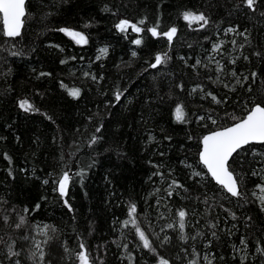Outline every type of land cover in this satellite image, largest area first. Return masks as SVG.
Segmentation results:
<instances>
[{
	"label": "trees",
	"instance_id": "16d2710c",
	"mask_svg": "<svg viewBox=\"0 0 264 264\" xmlns=\"http://www.w3.org/2000/svg\"><path fill=\"white\" fill-rule=\"evenodd\" d=\"M27 2L30 15L22 38H18L15 47H12L11 42L5 44L3 38H0V49H8L0 50V137L6 138L0 140V197L9 201L7 206L0 205V217L7 214L3 211L5 207L14 205L16 213L25 215L28 224L15 230L17 215L10 216L8 225L0 219V264H9L6 258L9 245L13 251L20 252L21 264H33L28 257L35 250L34 240L45 239L40 234L44 225H52L57 229L55 233H50L54 239L47 245L42 244L46 252L45 264H75L71 253L67 256L64 253L62 244H66L72 252L78 250L77 236L88 245L96 264H100L101 260L103 264H154V257L141 249L134 229L131 226L121 227L120 222L127 218L129 203L137 205L138 222L142 230L156 247L157 254L169 260L170 264H187L182 249L187 248L188 258H191L193 244L200 251L199 264H203V244L212 239L211 232L214 230L208 227V223L216 222L217 217L219 222L215 231L219 239L213 240L211 252L216 256L213 264H239V255L233 252V246L242 247L239 244L241 236L249 241L245 264H262L264 257L255 254V246L257 240L264 241V213L259 212V204L252 195L258 179L252 177L242 185L248 200L247 204L241 201L244 205L242 207L238 206L235 198L231 202L214 198L213 193L207 192L196 182L199 178L189 179L192 169L185 168L181 161L195 165L198 157L195 155L196 140L189 141L187 137L189 134L198 137L205 129L194 122H175L172 110L176 103H183L189 121L195 120L193 114L206 115L210 108L223 115L222 106H216L210 98L200 99L199 89L189 95L198 84L218 98L227 97L231 101L229 111H232L233 105L242 107L249 97L245 91L248 84L244 87L236 86L235 93L223 86L225 83L235 85V81L227 74L232 69L244 75L256 71L259 75L251 85V95L260 96L261 90H264V61L252 53H264V17L258 13L230 14L237 0H232V3L227 0ZM106 5L110 11L103 10ZM186 8L205 11L216 23L206 31L193 32L178 18L179 13ZM113 12L118 15H112ZM157 16L161 18L162 29L176 25L179 31L170 53L173 59L166 65L157 69L149 68L145 72V61L154 62L156 52L167 50L166 41H152L145 36L147 46L137 47L117 33L113 24L118 18H128L135 22L141 17H147V26L150 27ZM84 24H90L91 27L84 28ZM62 26L83 31L89 37V43L76 45L62 33L52 31ZM227 27H238V31L247 28L248 42L235 34L225 36L223 29ZM135 35L129 30L130 38ZM205 36L209 39L205 40ZM233 39L238 42L236 46L231 44ZM221 41L224 42L221 50L213 53L212 43ZM240 43L245 44L243 49L239 48ZM104 47H107L108 52L101 55L99 49ZM61 48L64 50L60 51ZM132 50L139 54L135 59L131 57ZM11 51H22L23 54L12 56ZM241 53L248 55L250 60L245 61ZM98 55H101L99 60L96 59ZM180 56H184L189 65L200 59L202 64L198 68L199 75L191 67H186L184 61L178 59ZM235 57H240L235 65L226 64L227 60ZM61 59L67 62L61 64ZM216 60L226 65V70L220 75V82L213 83L217 77ZM42 71L52 75L40 77ZM84 72L97 77L102 75L104 79L94 82L90 77H84ZM209 76L212 77L211 81ZM61 82L69 89L80 88L81 97H69L60 87ZM248 83H251V78ZM178 84L184 85L183 91L176 87ZM117 89L124 92L121 102L113 108H106L108 102L116 105L114 92ZM24 98L52 119L23 112L18 107V101ZM215 112L212 114L215 115ZM94 113L104 118L102 133L96 134L103 138L89 148L87 144L90 136L100 123L99 117L89 123L88 117ZM149 136L154 139L149 141ZM166 136H170L171 140L165 139ZM256 150L260 151L261 147L257 145ZM4 153L11 157V165L3 159ZM61 154L69 164L73 160L78 161L86 171L83 185L77 178L69 187L66 199L74 208L71 213L64 207L58 193L53 192V185L42 184V180L48 178L47 173L60 170ZM244 155L241 152V156ZM93 159L96 163L88 168ZM252 159L249 154L248 160ZM153 164L160 165L159 171L164 174L163 181L161 177L152 175L157 171ZM260 166L257 163L251 165L257 169ZM249 167L248 163L244 164L245 170ZM9 168L12 177L8 176ZM77 170L76 165L72 164V171ZM195 170L200 169L196 166ZM170 171L171 176L168 175ZM172 179L184 184L189 191L184 193L183 189H177L176 192L181 195L168 197L164 189ZM156 189L160 191L156 192ZM206 192L209 197L207 204L203 203ZM182 195L187 198L182 199ZM36 203H40L41 208L33 212L31 209ZM219 203L234 211L237 220H231L218 206ZM24 207L30 209L29 213L22 212ZM181 208L189 213L185 234L189 237L197 231L203 234L196 241L189 239L187 244L179 239V225L176 223L178 218L175 212ZM249 216L252 217L250 221L247 220ZM168 223L175 224V229L167 228ZM246 223L248 227H245ZM233 224L236 227L229 237L227 229L232 228ZM162 228L164 231H161ZM165 234L171 240L161 245L157 235L162 239ZM25 235L29 239L24 240ZM221 255L225 261L219 260ZM233 256H236V260H233Z\"/></svg>",
	"mask_w": 264,
	"mask_h": 264
},
{
	"label": "snow or ice",
	"instance_id": "6c2138e0",
	"mask_svg": "<svg viewBox=\"0 0 264 264\" xmlns=\"http://www.w3.org/2000/svg\"><path fill=\"white\" fill-rule=\"evenodd\" d=\"M66 2V0H65ZM228 3H232V0H227ZM212 7H216V5H211ZM223 5H221L222 7ZM104 11H110L108 6L106 5L103 9ZM232 12H243L244 15L256 14L258 13L260 17H264V0H237L233 5ZM30 15V6L27 0H0V38H3V42L8 44L11 42L12 47H15V44L18 38H22L23 30L26 25V20ZM48 15V13H45ZM112 15L117 16L116 12H113ZM179 19H182L186 25V27L193 32H200L201 30L209 29L214 23H216L212 16L205 11L196 10L186 8L179 13ZM251 18V16H249ZM162 21L159 16H157L155 23L152 26H147V17H141L135 22L129 20L128 18H118L117 22L113 24L114 29L117 33L122 34L125 40H129L132 45L137 47L147 46L145 36L152 41H166L167 50L158 51L154 55V62L145 61L147 67L144 69L145 72L148 71L149 68L157 69L161 65H166L170 60L173 59V56L170 54L174 44V38L178 34V27L176 25H171L166 29H162L161 27ZM193 25H196L193 28ZM84 28L91 27L90 24H84ZM129 30L131 33H135L134 38H130ZM52 31L62 33L64 36L70 37L72 41L76 45H87L89 43V37L83 31L74 30L68 26H62L58 28L52 29ZM224 35L235 34L244 38L245 42H248V32L247 28L244 31H238V27H227L223 29ZM205 40L209 39L208 36L204 37ZM223 41L220 43L213 42L211 51L213 53L219 52L223 46ZM231 44L236 46L238 44L237 40H231ZM192 47V45H188ZM51 47H58L56 45H51ZM245 47L244 43L239 44V48L243 49ZM3 51H8L7 48L0 49ZM64 49H60L63 51ZM108 52L107 47L99 49V53L101 55H106ZM22 51H11L10 55L19 56L22 55ZM101 55L96 57L97 60L101 59ZM138 52L136 50L131 51V57L137 58ZM243 59L245 61H249L250 57L248 55H243ZM253 56L259 58L261 61H264V53L260 51H254L252 53ZM240 57H235L226 61V64L235 65L237 60ZM75 59V57H73ZM181 61H184L186 67H191L194 71H197V75H199L198 68L201 66L202 61L200 59H196L194 64L189 65L188 60L184 56L178 57ZM190 59V58H189ZM211 59H215L212 57ZM67 61L61 59L60 63L65 64ZM211 62V60H210ZM216 67L215 72L217 74L216 80L212 81L213 83L220 82V75L225 73L226 65H221L219 60L215 61ZM131 66V65H129ZM102 67V66H101ZM119 67V65L117 66ZM207 68V65H204ZM208 71H212L208 69ZM227 74L235 81V85L230 86L225 83L223 86L228 89L229 92L235 93L237 88L236 86L244 87L247 83L248 87L245 89L247 93H249L248 99L244 102L243 106L233 105L232 111L228 110V106L231 104V101L227 97L218 98L216 94L211 91H205L201 85H197L194 87L189 95L197 92V89L200 90V99L207 100L210 98L211 102L216 106L223 107V115L219 112H215V109L207 110L206 115L193 114L195 116L194 121H189L187 119L188 113L185 111V107L183 103H176L174 109L172 110V116L175 122L184 124V123H192L194 122L198 127L205 129V132L198 137L189 134L187 139L189 141L196 140L197 143V151L195 153L198 159L194 164H188L186 161H181L185 168L192 169L189 175V179L199 178L196 182L200 184L201 187L205 188L207 192L213 193L214 198H218L219 201H232V198H235L238 206H244L241 204V201L244 204L248 203L247 197L244 193V188L242 185L252 177H256L258 182L255 184V188L258 189L261 195L257 196L256 191L252 192V195L256 197L259 204V212L264 213V90H261L259 97H254L251 95L253 92L252 84L256 82V78L259 75L256 71H251L249 75H244L243 73H239L235 70H229ZM52 73L50 72H40V77H50ZM84 77H90L94 82H98L99 80H103L104 77L101 75L97 77L96 75L90 72H84ZM251 78V83H248ZM208 79L211 81L212 77L209 76ZM60 87L67 92V95L73 99H79L81 97V89L78 87H74L69 89L63 82L60 83ZM181 91L184 90L183 84L176 85ZM125 91H127L125 89ZM124 92L117 89L114 92V99L116 101V105H113L111 102H108L105 107L113 108L117 106L121 100ZM18 107L25 113H33L40 114L45 117V119L51 120L52 117L47 113L42 112L40 108L36 107L33 103L29 101V99H20L18 101ZM215 112V115L212 113ZM239 113V114H238ZM99 117L100 123L99 126L95 127L94 132L90 136L87 146L92 148L97 145L102 140V135H96L97 133H102V129L104 128L103 117L99 116V113H94L93 115L88 117L89 123H92L95 118ZM79 131V130H77ZM6 139L5 137H0V140ZM19 139V138H17ZM149 141L154 139L152 136H149ZM165 139L171 140L170 136H166ZM259 145L261 147L260 151L256 150V146ZM77 151H79V146H77ZM241 152L245 155L241 156ZM249 154L253 158L252 161L248 160ZM71 153H69V157H71ZM161 156L164 153H160ZM256 157H260L259 160ZM3 159L11 165L12 160L11 157L7 154H3ZM61 168L57 172L47 173V177L42 180L43 185H49L50 183L53 185V192L58 193L59 197L63 200L64 207L68 210V212H74V208L72 204L69 202L66 197L68 196L69 187L71 184L76 182L78 178L81 185H83V179L86 175V171L84 168L80 167L79 162L73 160L71 164L65 161V157L61 154L60 157ZM96 163L95 159L93 162L89 164L87 167L91 168ZM151 163V161H149ZM248 163L250 165L249 169L245 170L244 164ZM252 163L260 164V168L251 167ZM72 164H75L78 168L77 171H72ZM154 168H157V171L154 172L153 176L161 177V180H164V174L159 171L160 165L153 164ZM196 166L199 167L200 170H195ZM239 169V171H237ZM23 171V170H22ZM169 176L172 175L171 171L168 173ZM8 176L12 177L13 173L11 169L8 170ZM151 179V177H150ZM177 189H183L184 193H187L189 189L185 187L184 184L179 181L172 179L171 183L168 185L164 191L166 192L168 197H172L174 194L181 195L179 192H176ZM160 189H156V192H159ZM207 192L205 193V199L203 203L207 204L209 197L207 196ZM182 199H186V196H181ZM41 199H47L46 197H41ZM199 199V197H197ZM160 200H157V204L159 205ZM0 205L7 206L9 205V201L3 197H0ZM223 209L225 213L231 218V220H237L236 213L229 208L224 207L223 203H219L218 205ZM41 208L40 203H36L35 206L31 209V211L35 212ZM3 211L7 214L0 217L3 220L5 225L10 223V216L17 215L18 220L14 223V229L19 230L28 224V220L25 215L16 213L15 206L5 207ZM30 209L28 207H24L22 209L23 213H29ZM175 216L178 218L176 223L179 225V239L187 244L188 240L196 241L197 237H202L203 234L199 231L192 235L191 237L185 234V228L187 226V217L189 213L181 208L177 212H175ZM75 219V217H73ZM252 217H247V220H251ZM219 217H217L216 222L208 223V227L214 229L211 232L212 239H208L203 244L204 255L202 256L203 264H213L216 256L212 254L211 249L213 247V240H218L219 236L215 229L218 227ZM122 228H128L131 226L134 229L135 237L138 238L141 244V249L146 250V254L154 257V264H170V261L159 256L157 254L156 247L153 246L152 242L149 240L146 232L142 230L139 222H138V212L137 205L135 203H129L127 207V218L120 222ZM199 224V220L196 221ZM227 223V220L225 221ZM169 229H175V224L168 223L166 225ZM236 227L235 224L232 225V228L227 229V234L229 237L233 235L232 229ZM245 227H248L247 223ZM57 231L56 227L52 225H44L42 229H40V234L45 237L43 241H35L34 240V251H31L29 254V259L33 261V264H45L46 260V252L42 247V244L47 245L53 239V235L50 233H55ZM161 231H164L162 228ZM2 239V238H0ZM24 240L29 239L27 235L23 236ZM78 241V250L72 252V250L66 246V244H62L64 253L66 256L71 253V257L74 258L75 264H96V260L91 256L89 252L88 245L83 242L80 236L76 237ZM157 239L160 240V244L164 245L170 242L171 237L167 234L163 236L161 239L157 235ZM239 244L242 247L237 248L233 246V252L239 255V264H245V260L248 255L249 241L246 237L241 236L239 238ZM119 246V245H118ZM125 249H127V244L124 245ZM192 251L190 253L191 258H188L187 248L182 249V251L186 254L187 264H199L200 251L197 249L196 245L193 244ZM240 253H244L240 255ZM255 254H259L260 257H264V241L257 240L255 246ZM13 257H16L13 260ZM20 252H15L12 249V246L9 245L7 249L6 258L9 260V264H21V260L19 259ZM131 259V257H129ZM219 260L225 261L224 256H219ZM233 260H236V256H233ZM50 264V262H49ZM100 264H103V261H100ZM264 264V262H262Z\"/></svg>",
	"mask_w": 264,
	"mask_h": 264
},
{
	"label": "rangeland",
	"instance_id": "374dc122",
	"mask_svg": "<svg viewBox=\"0 0 264 264\" xmlns=\"http://www.w3.org/2000/svg\"><path fill=\"white\" fill-rule=\"evenodd\" d=\"M68 38H70V37H68ZM70 39H71V38H70ZM255 191H256L257 196L261 195V193H259L258 189H256ZM255 199H256V197H255ZM256 200H257V199H256ZM257 202H258V201H257ZM35 241H38V240H35ZM33 244H34V243H33Z\"/></svg>",
	"mask_w": 264,
	"mask_h": 264
}]
</instances>
